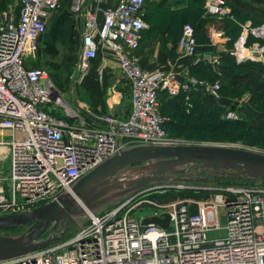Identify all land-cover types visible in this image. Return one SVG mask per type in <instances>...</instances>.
<instances>
[{"label": "built area", "instance_id": "1", "mask_svg": "<svg viewBox=\"0 0 264 264\" xmlns=\"http://www.w3.org/2000/svg\"><path fill=\"white\" fill-rule=\"evenodd\" d=\"M3 1L0 132L18 137L0 136V154L9 163L8 177H0V217L30 212L56 201L63 192L71 193L75 182L121 149L172 144L159 114L160 94L184 95L188 108L192 95L218 98L216 83L193 77L177 81L171 74L139 67L136 53L154 0H118L111 6L108 0H68L69 13L82 22L80 72L97 59L99 45L111 50L128 84L129 111L124 118L105 116L109 129L61 117L57 110L72 113L48 70L27 66L39 59L47 22L61 0H16V16L3 7ZM204 11L219 20L234 19L225 0H205ZM240 27L231 55L237 62L252 60V52L262 55L264 45L249 44L248 39L264 40V25L254 27L247 21ZM211 37L223 39V33L213 31ZM178 46L187 55L196 53L190 24L183 25ZM223 118L238 120L232 112ZM216 178L144 187L99 213L88 212L85 224L49 247L0 264H264V180L238 182L243 178L228 184ZM169 191L208 197L169 201L154 197ZM144 208L153 213L137 218ZM164 215L169 217L167 228L142 224L144 219L161 220ZM219 231L224 235L209 236Z\"/></svg>", "mask_w": 264, "mask_h": 264}, {"label": "crops", "instance_id": "2", "mask_svg": "<svg viewBox=\"0 0 264 264\" xmlns=\"http://www.w3.org/2000/svg\"><path fill=\"white\" fill-rule=\"evenodd\" d=\"M117 1L108 0L107 4L115 5ZM225 1L234 16L237 14L234 17L236 22L233 20L231 22L236 29L232 24L226 23L223 27H209L206 32L205 29L201 30L196 34V53L187 55L177 43L180 35V30L176 29L177 14L188 9H204L205 0H154L148 11L150 29L142 32L140 47L136 53L139 67L146 72L160 70L165 74H171L177 81L193 77L200 81L222 82L223 88L232 87L234 93L241 84L247 82L249 75L252 76V60L237 62L231 55L233 45L241 34L238 23L247 19L251 25H255L254 27L259 24H252V3L248 5L244 0ZM3 4L6 8L5 0ZM67 7L68 0H61L58 10L48 20L46 32L41 39L39 54L41 58L27 62V66L46 68L54 82L52 74L55 68L48 65L58 56L65 58L72 52L75 68L66 71L65 82L56 87L65 105L71 110L72 116L61 110H57L56 113L61 117H69L73 122L109 129L110 126L103 121L105 116L124 118L129 111L128 84L117 67L113 52L101 45L97 59L90 63L87 71L83 74L80 72L78 63L82 52V22L79 17L72 16ZM170 14L172 16L168 20L162 18ZM213 21L217 22L219 19L215 18ZM213 31L222 32L223 39L213 40L211 37ZM43 54L48 59L43 60ZM250 95L252 96V92L249 93ZM225 96L221 95L217 100L206 95H197L191 107L187 106L185 113L180 96L172 97L162 93L159 96V110L166 118V127L170 133L174 132V127L178 132L181 130L179 127L193 124L195 121L193 119L201 114L202 109H210L214 112L215 106L224 107L227 103H234ZM235 107V104H232L229 108ZM190 110L191 114H188ZM0 136L9 139L13 136L18 137V134L2 131ZM8 174V160L0 154V177L7 178Z\"/></svg>", "mask_w": 264, "mask_h": 264}, {"label": "water", "instance_id": "3", "mask_svg": "<svg viewBox=\"0 0 264 264\" xmlns=\"http://www.w3.org/2000/svg\"><path fill=\"white\" fill-rule=\"evenodd\" d=\"M209 176L264 180V154L223 145L137 144L121 149L75 182L71 193L63 192L56 201L30 212L0 217V262L32 254L61 239L63 232L44 238L41 234L64 217L80 228L88 221V212L99 213L144 187ZM168 222L164 215L161 220L144 219L142 224L167 228ZM31 223V230L20 235L3 234Z\"/></svg>", "mask_w": 264, "mask_h": 264}, {"label": "rangeland", "instance_id": "4", "mask_svg": "<svg viewBox=\"0 0 264 264\" xmlns=\"http://www.w3.org/2000/svg\"><path fill=\"white\" fill-rule=\"evenodd\" d=\"M244 2L252 3V24H259L257 26H261L264 24V0H244ZM5 5L8 10H11L12 14L16 16L17 14V2L16 0H5ZM108 5V4H107ZM249 5V4H248ZM203 6V5H202ZM250 7V6H249ZM185 13L189 14L188 11L180 12L177 14V17H182ZM200 23L199 25L193 24L192 20L187 18L184 20L181 26L182 27L185 24H192L193 30H194V37L196 39L195 34L199 33L201 30L205 29L208 30L209 27H223L226 23L232 24V20L236 22V19H230V18H222L219 21H207L204 18V15L202 11L200 12ZM238 13V12H237ZM170 15L163 16V19L168 20V18H171ZM235 17V16H234ZM238 20V19H237ZM247 21V19H245ZM251 21V20H249ZM253 26V25H252ZM255 26V25H254ZM163 27V26H162ZM240 34V33H239ZM238 35V33H237ZM181 37V34L179 35V38L177 40V43ZM256 41H252V43L258 42V39H254ZM197 44V43H196ZM264 45V43L260 44ZM73 53L70 52L67 56L64 57H57L53 60H51L52 63H50L48 66H52L55 68L54 74H52V78H54L55 86L58 88V85H63V83L66 80V75L68 70H74L75 68V61L74 57L72 55ZM186 54V53H185ZM72 55V56H69ZM43 60L48 59L45 54L42 55ZM41 58V56H40ZM48 61V60H46ZM264 53L262 55H257L252 52V76L250 75L247 77V82L244 84H241L239 89L235 90L233 93L232 87H224L222 82H215L219 85L218 90V98H220L221 95H226L225 98L229 99L231 102L234 103H227L224 107H218L215 106L214 113L222 118V120L225 122L223 127L220 128H214L212 126H216L218 122L212 121V119H208L206 123L202 124V129H197L194 131H191L190 129H187L186 127L181 128V131H176V127H174V132L169 131V129L166 127V118L164 115L161 114L159 110L160 116L165 120V124L163 126L164 131L167 133V137L171 140L172 144H183V145H223L228 146L231 148H237L247 151H254L260 154H264V71H261L262 67H259L258 65H264ZM68 68V69H67ZM53 69V68H52ZM70 70V71H71ZM243 72V71H242ZM246 72V71H245ZM151 73V72H150ZM71 81V80H70ZM211 84H215L209 81ZM229 89V90H228ZM252 92V96H249V93ZM247 97V99H245ZM229 101V102H230ZM217 104V103H215ZM235 104L234 109H230L229 107ZM228 112H232L235 117L238 118V120H244L247 122V124H236L234 121H227L223 118V115ZM220 120V119H218ZM222 122V121H221ZM180 128V127H179ZM173 133V134H172ZM226 179V178H225ZM234 180V179H233ZM233 180H228V184H233ZM217 185H219V182H216ZM215 183V184H216ZM184 197H176L175 199H181V198H193V199H199V198H207L206 194L201 193H190L186 192V195L183 194ZM156 199V198H155ZM159 201V200H158ZM152 209H141L137 212L136 217L139 218L141 215H149L152 214ZM64 219V218H63ZM62 219V220H63ZM220 222L223 223L221 213H220ZM62 220H60L58 223L50 224L47 227V230L44 233H42L41 237H47L50 233H56L59 234L61 232L64 233V236H68L74 233L75 231V225L71 223L67 228H59L57 227ZM28 226V225H27ZM27 226L25 228H19L16 229L14 232H3L5 235H20L24 231L27 230ZM30 229V228H29ZM28 229V230H29ZM69 231H66V230ZM224 232L219 231L215 233H210V237H219L223 236Z\"/></svg>", "mask_w": 264, "mask_h": 264}, {"label": "trees", "instance_id": "5", "mask_svg": "<svg viewBox=\"0 0 264 264\" xmlns=\"http://www.w3.org/2000/svg\"><path fill=\"white\" fill-rule=\"evenodd\" d=\"M150 7H151V5H150ZM148 11H150V8H149V10ZM188 12H189V14H187V13H185L182 17H177L178 19H176L177 20V23H176V26H177V24H178V26L176 27V29H179L180 30V33L179 34H181V26H182V23L184 22V20H186L187 18H189V19H191L192 20V22H193V24H195V25H199V23H200V12L202 11V13H203V15H204V18L207 20V21H213L214 19H215V17H212V16H207V15H205V11H204V9H202V8H200V9H191V10H187ZM183 12H185V11H183ZM182 13V12H181ZM232 15H233V17H234V14H233V11H232ZM237 15V14H236ZM235 15V16H236ZM148 18H149V15H148V17H147V15H146V17H145V22H146V24L148 25V29L147 30H149L150 29V25H149V22H148ZM241 22H239L238 23V26L240 25V24H242L245 20H240ZM190 25L191 26H193L191 23H190ZM233 26H235L234 24H232ZM194 27V26H193ZM240 29H241V27H239ZM235 29H236V26H235ZM236 33V32H235ZM236 35V34H235ZM195 36H196V34H195ZM252 41H256V40H254V38L253 37H249V39H248V42L250 43V42H252ZM258 42L259 43H264V40H258ZM259 67H262V69H261V71H264V65H258ZM224 87H229V86H224ZM196 96L195 95H192V97H191V104L196 100V98H195ZM180 101H181V103L183 104V109H184V111H185V113H186V108H187V105H186V103H185V100H184V95H180ZM193 108H191V110H192ZM191 110L188 112V114L190 113L191 114ZM203 111L201 112V114H199L198 116H197V118L196 119H193V120H195L194 121V123L193 124H189V125H184L187 129H190L191 131H194V130H197V129H202V124L203 123H206L207 122V120L208 119H212V121H214V122H218V124L216 125V126H212V127H214V128H220V127H223V126H225L224 125V121L222 120V118H220L219 116H218V114L216 115L214 112H213V110H208V109H202ZM190 119V118H189ZM218 119H220V120H218ZM222 121V122H221ZM230 121V120H229ZM203 122V123H202ZM234 122H236V124H247V122L246 121H244V120H236V121H234ZM181 128H183V126H181L180 127V129ZM179 131H181V130H179ZM228 180H233V178H228V179H225V178H221V180H220V178H216L215 179V181H222V182H226L227 183V181ZM243 181H246V182H248L249 180H247V179H244V180H241V181H238V182H243ZM233 182L234 183H237V181H235V180H233ZM183 194H185L186 195V192H176V191H169V192H166V194H164V195H162V196H154L157 200H159V201H169V200H173V199H175L176 197H184V196H182ZM176 196V197H175ZM19 228H21V227H19ZM19 228H15V229H12V230H9L8 232H14L16 229H19Z\"/></svg>", "mask_w": 264, "mask_h": 264}, {"label": "flooded vegetation", "instance_id": "6", "mask_svg": "<svg viewBox=\"0 0 264 264\" xmlns=\"http://www.w3.org/2000/svg\"><path fill=\"white\" fill-rule=\"evenodd\" d=\"M71 223L67 220V218L66 217H64V219L62 220V222L57 226V227H59V228H67L66 226H68L69 227V225H70ZM33 225V223H31V224H29L28 226H27V230L29 229V228H31V226ZM72 225V224H71ZM25 226V227H26ZM34 229H36V226H35V228ZM26 230V231H27ZM29 230H31V229H29ZM46 230H47V228L45 229V232H46ZM44 233V232H43ZM42 236V235H41Z\"/></svg>", "mask_w": 264, "mask_h": 264}]
</instances>
